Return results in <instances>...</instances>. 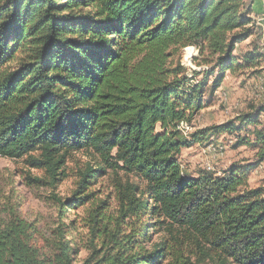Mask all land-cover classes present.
Listing matches in <instances>:
<instances>
[{"label":"trees","instance_id":"1","mask_svg":"<svg viewBox=\"0 0 264 264\" xmlns=\"http://www.w3.org/2000/svg\"><path fill=\"white\" fill-rule=\"evenodd\" d=\"M252 12L246 0H0V157H26L44 173L25 184L52 189L67 156L92 157L69 196L50 195L61 215L89 206L82 242L68 237L73 220L40 237L0 192V264H264V191L247 186L255 165L192 176L179 161L194 142L242 128L186 137L178 124L203 107L214 70L217 88L226 71L260 66V53L233 54ZM186 46L208 70L182 63ZM262 112L241 119L257 126ZM252 145L263 161V128ZM109 172L114 206L96 188Z\"/></svg>","mask_w":264,"mask_h":264},{"label":"rangeland","instance_id":"2","mask_svg":"<svg viewBox=\"0 0 264 264\" xmlns=\"http://www.w3.org/2000/svg\"><path fill=\"white\" fill-rule=\"evenodd\" d=\"M246 2L253 8L251 14L254 25L253 33L236 44L233 54L240 58L248 51L260 53L261 64L256 68L238 69L234 73L226 71L217 88H212L218 76L217 69L214 70L213 76H209L203 86V107L194 115L190 123L183 125V131L188 137L196 130L229 121L234 125H242V128L232 135L222 133L210 136L203 142H194L191 146L181 150L179 161L183 173L192 176H196L199 171L222 175L232 164H253L255 166L247 173V186L264 191V160H259L258 149L252 145L254 130L264 129V112L259 115L260 123L257 126L245 125L241 119L244 114L264 107V0H246ZM194 57L195 60H193ZM200 59L198 51L193 46H186L182 49V63L188 68L196 71L208 70L209 65H196ZM201 77L202 74H199L196 79ZM242 139L244 143L238 144V141ZM207 145L222 146L223 154L217 156L208 153ZM26 159L24 157L11 160L0 157V192L13 200V205L17 206L24 219L36 224L40 237L50 236L60 221L69 224L70 220H73L74 228L68 237L76 236V241H79V237L85 238L86 230L80 228V218L86 215V209L89 206L70 210L61 215L60 208L53 202L50 195L55 193L62 197L69 196L75 189L78 170L84 169L88 163L91 164L92 157L84 151L74 152L67 156L64 168L66 176L54 189L25 184L26 173L33 177L42 176L44 173L43 170L29 166ZM119 175L123 176L121 173ZM114 178L115 174L109 172L99 178L96 184V188L102 189L100 197L108 195L109 203L113 206ZM130 179L137 182L134 177ZM81 242L80 240L78 243ZM77 249L75 257L80 261L85 257L86 251L83 248Z\"/></svg>","mask_w":264,"mask_h":264},{"label":"bare ground","instance_id":"3","mask_svg":"<svg viewBox=\"0 0 264 264\" xmlns=\"http://www.w3.org/2000/svg\"><path fill=\"white\" fill-rule=\"evenodd\" d=\"M188 49H190V48H188ZM214 146H212V145L208 146L207 145V147H206L207 149L206 150L208 151V153H213V155H216V154H219V153L223 154V147L222 146H217V145H216V147H214ZM207 168L209 169V167H207Z\"/></svg>","mask_w":264,"mask_h":264},{"label":"built area","instance_id":"4","mask_svg":"<svg viewBox=\"0 0 264 264\" xmlns=\"http://www.w3.org/2000/svg\"><path fill=\"white\" fill-rule=\"evenodd\" d=\"M178 125H185V122H180ZM217 156H221L222 153L216 154Z\"/></svg>","mask_w":264,"mask_h":264}]
</instances>
